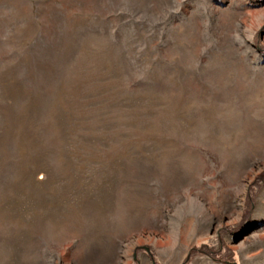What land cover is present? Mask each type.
<instances>
[{
  "label": "rangeland",
  "instance_id": "374dc122",
  "mask_svg": "<svg viewBox=\"0 0 264 264\" xmlns=\"http://www.w3.org/2000/svg\"><path fill=\"white\" fill-rule=\"evenodd\" d=\"M0 264H264V0H0Z\"/></svg>",
  "mask_w": 264,
  "mask_h": 264
}]
</instances>
